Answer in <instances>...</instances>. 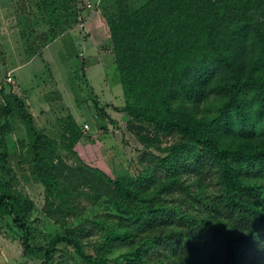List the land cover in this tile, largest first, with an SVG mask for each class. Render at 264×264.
<instances>
[{"label":"trees","instance_id":"obj_1","mask_svg":"<svg viewBox=\"0 0 264 264\" xmlns=\"http://www.w3.org/2000/svg\"><path fill=\"white\" fill-rule=\"evenodd\" d=\"M108 22L121 111L146 148L164 153L152 154L145 171L171 176L82 175L56 159L55 141L24 114L34 173L49 202L62 197L50 214L64 232L47 248L33 246L25 222L32 204L2 184L0 214L24 230L26 253H44L41 264L60 244L84 264H110V249L120 250L121 264H264V0H116ZM7 110L4 100L0 114ZM66 128L71 146L86 135L73 116ZM167 136L173 141L162 146ZM79 185L88 187L89 208L63 196ZM89 225L102 234L93 251L82 240Z\"/></svg>","mask_w":264,"mask_h":264},{"label":"rangeland","instance_id":"obj_2","mask_svg":"<svg viewBox=\"0 0 264 264\" xmlns=\"http://www.w3.org/2000/svg\"><path fill=\"white\" fill-rule=\"evenodd\" d=\"M5 1L8 6H3L4 0L0 5V107L5 100L8 113L0 114V184L21 202L32 204L25 221L31 243L47 248L56 234L64 232L60 215L50 214L62 197H51V204L45 185L34 173V141L24 114L32 115L37 129L55 141L56 159L61 158L82 175L97 170L112 179L147 176L158 180L171 175L145 171L146 166L154 165L152 154L164 153L146 148L129 129L130 117L121 111L125 105L123 88L111 43L105 41L108 35L110 38L108 15L113 13L116 0H75L78 5L72 8L65 7L68 0H48L46 5L44 0ZM74 8L82 10L78 22L74 21ZM13 41L22 57L10 55ZM100 42L99 50L94 45ZM9 61L19 67L14 73L8 70ZM8 76L14 82H8ZM12 95L18 97L23 109ZM70 116L82 130L89 126L74 146L66 130ZM172 141V136L162 138V146ZM87 193L88 187L79 185L63 196L71 197L76 206L89 208L92 203ZM113 220L120 221L119 217ZM89 227L82 240L93 251L102 234ZM24 236L12 217L0 214V264H41L46 260L44 253L24 251ZM119 252L109 250L110 264H121ZM49 264L84 262L72 247L60 244Z\"/></svg>","mask_w":264,"mask_h":264},{"label":"crops","instance_id":"obj_3","mask_svg":"<svg viewBox=\"0 0 264 264\" xmlns=\"http://www.w3.org/2000/svg\"><path fill=\"white\" fill-rule=\"evenodd\" d=\"M2 3H1V0H0V5H1ZM3 6L4 7H6V6H8V4H7V2L4 0V3H3ZM85 19H86V17H85ZM95 19V18H94ZM84 20V19H83ZM83 24V23H82ZM93 28V30L95 29L94 27H92ZM17 41V40H16ZM105 41H107L106 43H109L110 42V38H109V35H108V38L105 40ZM93 44V43H92ZM100 44H102L101 42L99 43V45ZM96 46V44L94 45V47H96V48H98V47H101V45L100 46ZM11 53H10V55H16L15 56V58H19V57H22V56H20V47H19V45L18 44H16L14 41L11 43ZM99 49V48H98ZM100 50V49H99ZM111 51V56H112V58H113V61H114V63H115V59H114V54H113V50H110ZM101 56H103V55H101ZM14 56H11V59L13 58ZM11 59H10V61H11ZM103 59V58H102ZM18 60V59H17ZM10 61L8 62L9 63V71H10V73H14L15 72V70H18L19 69V67L18 66H16V65H11L10 64ZM115 65H116V63H115ZM116 67H117V65H116ZM89 71V73H90V69L88 70ZM90 75V74H89ZM16 81H19L17 78H16ZM58 89H59V87H58ZM78 123V122H77Z\"/></svg>","mask_w":264,"mask_h":264},{"label":"built area","instance_id":"obj_4","mask_svg":"<svg viewBox=\"0 0 264 264\" xmlns=\"http://www.w3.org/2000/svg\"><path fill=\"white\" fill-rule=\"evenodd\" d=\"M88 7L89 8H91L92 7V5H91V3H88ZM81 54V56L83 55V53H80ZM7 81L8 82H10V83H12V82H14V79H13V77L12 76H8L7 77ZM89 128V126L88 125H85V132L87 131L86 129H88Z\"/></svg>","mask_w":264,"mask_h":264}]
</instances>
